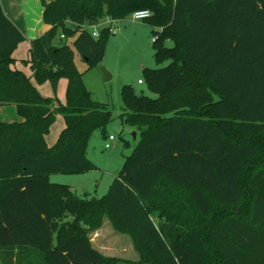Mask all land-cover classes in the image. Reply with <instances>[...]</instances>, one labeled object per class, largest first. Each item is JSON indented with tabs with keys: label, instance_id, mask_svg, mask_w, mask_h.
<instances>
[{
	"label": "trees",
	"instance_id": "16d2710c",
	"mask_svg": "<svg viewBox=\"0 0 264 264\" xmlns=\"http://www.w3.org/2000/svg\"><path fill=\"white\" fill-rule=\"evenodd\" d=\"M38 1L49 28L21 63L37 84L65 79V102L11 68L24 37L0 8V106L21 118L0 121V264H264V0ZM137 10L150 12L153 57L167 64L142 70L154 97L121 87L138 141L101 197L80 196L48 177L93 171L85 146L111 114L73 57L99 65L110 27L94 38L84 26ZM56 115L64 127L47 147ZM104 217L136 262L91 247Z\"/></svg>",
	"mask_w": 264,
	"mask_h": 264
},
{
	"label": "rangeland",
	"instance_id": "374dc122",
	"mask_svg": "<svg viewBox=\"0 0 264 264\" xmlns=\"http://www.w3.org/2000/svg\"><path fill=\"white\" fill-rule=\"evenodd\" d=\"M106 18H102L98 22L100 28L110 27V32L104 42L100 64L87 68L77 54H74L73 57L75 68L82 74V84L91 99L99 104H106L111 114L104 133L94 130L85 146V157L94 165L95 169L83 174H56L48 177L49 182L70 185L77 195L81 196L84 192L87 197H101L106 192L113 177L121 168L125 156L130 154L138 141V133L121 119V115L124 113L119 95L121 87L129 86L135 95L152 98L154 95L146 89L145 84H138L137 81L142 80L144 68L157 69L167 64V62L156 63L154 60L151 43L152 31L155 28L148 25L146 20L134 21L130 14L120 20L112 21ZM65 42L69 44L71 39H66ZM172 45V41H164L165 47ZM100 66L110 74L109 80L103 79ZM19 71L29 78L30 83L40 96L54 98L60 104H64L66 87L64 80L59 79L55 87H52L48 81L37 84L31 78L28 65L22 64ZM3 107L5 108L0 112V121H19L12 105ZM13 116L16 117L15 120H11ZM61 121V115H56L49 127V134H52L60 126ZM133 132H135V138L132 137ZM108 136H112L114 139L109 141ZM106 143L110 145L109 148L104 147ZM125 238L129 241L127 236ZM133 252L135 250L132 246V251L127 250L125 255Z\"/></svg>",
	"mask_w": 264,
	"mask_h": 264
},
{
	"label": "crops",
	"instance_id": "0c3cea01",
	"mask_svg": "<svg viewBox=\"0 0 264 264\" xmlns=\"http://www.w3.org/2000/svg\"><path fill=\"white\" fill-rule=\"evenodd\" d=\"M46 1L49 2L52 0ZM0 8L8 21H10L24 37V40L18 43L11 53V58L14 59V63L11 65V68L21 70V61L27 58L29 41L40 36L49 28V26L44 24L41 19L42 8L38 0H0ZM61 80L66 82L65 79ZM12 106L14 107V105ZM4 108L5 107L0 106V112ZM15 119L16 117L13 116L11 120ZM17 120L21 121V118L19 117ZM63 127L64 122L62 119L60 126L54 130L52 134H49L48 131V134L44 137L47 147H51L55 143L57 136ZM69 187L76 194L70 185ZM125 236L127 235L115 231L111 227L108 219L104 217L101 227L94 232H91L88 235V238L91 247L103 256L113 257L123 261L136 262L138 260L137 253L133 252L125 255L127 250L132 251L131 240L127 236L129 239L128 241ZM118 264L128 263L119 262Z\"/></svg>",
	"mask_w": 264,
	"mask_h": 264
},
{
	"label": "built area",
	"instance_id": "2783aa9c",
	"mask_svg": "<svg viewBox=\"0 0 264 264\" xmlns=\"http://www.w3.org/2000/svg\"><path fill=\"white\" fill-rule=\"evenodd\" d=\"M150 16V12L147 10H137L134 11L130 14V17L132 20H144L147 19ZM107 20H109V18H106ZM99 26L98 24H93V25H88V26H84V29H86L92 37L96 38L98 36V30H99ZM62 37V36H61ZM138 84H142V80H138L137 81ZM114 138L112 136H108V140L112 141ZM105 148H109L110 145L108 143H106L104 145Z\"/></svg>",
	"mask_w": 264,
	"mask_h": 264
},
{
	"label": "water",
	"instance_id": "95a60500",
	"mask_svg": "<svg viewBox=\"0 0 264 264\" xmlns=\"http://www.w3.org/2000/svg\"><path fill=\"white\" fill-rule=\"evenodd\" d=\"M99 69H100V71H101V73L103 75V79L105 81L109 80L110 79V74L105 70V68L100 66ZM132 137L135 138V132L132 133Z\"/></svg>",
	"mask_w": 264,
	"mask_h": 264
}]
</instances>
